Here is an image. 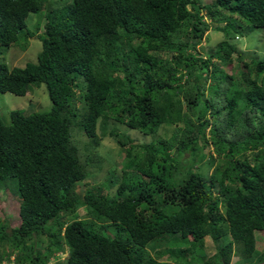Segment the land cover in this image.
Here are the masks:
<instances>
[{
	"label": "trees",
	"instance_id": "16d2710c",
	"mask_svg": "<svg viewBox=\"0 0 264 264\" xmlns=\"http://www.w3.org/2000/svg\"><path fill=\"white\" fill-rule=\"evenodd\" d=\"M45 3L0 0V49L32 35L28 13L42 22L34 62H0V93L22 96L43 84L50 101L47 110L0 118V264L14 251V264H46L62 246L56 264L264 258L254 237L264 233V60L237 55L239 67L225 72L235 52L229 32L264 29V0H70L41 19ZM210 28L223 39L202 55ZM162 125L170 134L155 135ZM120 126L151 138L139 142ZM78 131L89 145L107 136L123 153L119 175L110 163L81 195L84 167L100 171L109 160L92 148L96 156L80 163ZM206 147L215 153L204 160L210 173L194 166ZM6 187L18 198L13 227L3 215Z\"/></svg>",
	"mask_w": 264,
	"mask_h": 264
},
{
	"label": "rangeland",
	"instance_id": "374dc122",
	"mask_svg": "<svg viewBox=\"0 0 264 264\" xmlns=\"http://www.w3.org/2000/svg\"><path fill=\"white\" fill-rule=\"evenodd\" d=\"M70 0H46V3L43 4V9L40 10V14H38L41 19H45L44 15L48 14L50 17L55 16L58 14L59 9L61 6L65 5L68 3ZM200 4L208 2L210 0H198ZM47 4V7H46ZM52 4V5H51ZM36 15L34 13H28V16L25 18V23L26 27L30 30V33L32 35H27L26 34V40L24 39V35L20 33L19 37L17 40L12 43L9 47L7 48H1L0 49V62L5 63L7 67H13V66H18L21 67L24 65L26 62H34L36 60L37 53L39 52L40 49V40L39 36L37 37V33L41 32V25L42 22L39 23L38 26H36ZM207 22H209L207 20ZM216 25L222 26V23L219 22ZM246 25V22L238 21L235 24L236 26H244ZM213 26V24H211ZM264 32V29H261L259 27L250 29L245 32H239V31H233L231 30L229 32V43L235 46V52L230 55L231 59V64H228L225 66V72L231 73L235 71L239 67V62L236 59L237 55H240L244 60L249 59V58H255V59H263L264 60V40L262 37V34ZM237 36V39H233L234 36ZM223 39L221 36L220 31L214 30L213 28H210L206 31L205 37L202 39L200 45L197 46V50L200 54L205 55V52L208 51L210 48L213 49L216 47L218 42H220ZM211 61L217 62L215 58H212ZM217 66L218 62H217ZM79 102L76 103V105L79 106ZM50 107V101L48 99L45 87L43 84H40L38 87L36 86H31L30 89L22 96L19 95H14L8 92H3L0 93V118H2L4 121H8L9 117V110L11 109H22V111L25 113H29L32 111H43L47 110ZM172 126H161L158 131L156 132L155 135H164L167 136L170 134L169 129ZM122 126L119 127L121 131L127 132V134L135 138L139 142H147L150 140L151 136L150 135H145L142 134L136 130H127ZM74 129L71 130V134L73 135ZM97 135H99V132H96ZM153 135V136H155ZM74 138L77 139V141H74L76 145V150H77V156L79 158L80 163H85L87 158H92V156H96L95 153L92 152L90 154L92 148L97 150L98 152L103 153L104 157H106L108 160V163L101 162V168L100 171H98L95 167H92L91 165L87 164L84 168L87 171V177L85 180L86 184L84 185L83 183H79L78 185V193L81 195L83 191L85 190L86 187L90 186L91 184H94L95 182H98L99 179L104 177V173L102 172L103 170L107 168H112L115 169L116 174L119 175L120 173V166H121V159L123 158V153L120 151L118 145L115 144V142L110 139L109 137L105 136L103 138H97V144L91 143L90 145L87 143L89 141V138L84 136L80 131L74 133ZM85 145L88 146V149L85 148ZM111 150V151H110ZM108 151V154H107ZM204 153V158L201 159V161L198 163H195V167H199V170H201L203 173H210L211 170L208 168L206 169V164H204V160L208 154H215L212 152V150L208 147H206L203 150ZM140 155V154H139ZM182 159H185L188 157L186 153L182 154ZM217 159V157H216ZM111 163V164H110ZM111 166H110V165ZM111 168V169H112ZM101 172L99 175H95V173ZM103 175V176H102ZM101 177V178H100ZM106 179V178H104ZM97 180V181H95ZM82 184V185H81ZM7 188V190H6ZM4 188L5 193H2V195L5 197V203L2 205L3 209V215L6 217L8 227H13L18 224V217L16 214L17 210V202L16 199L17 196L14 193L12 189L9 187ZM115 190V187H112L111 190L109 191L110 194H113ZM13 205V206H11ZM85 209L83 207H80L77 209L76 213L78 217H81L84 215ZM1 219V215H0ZM262 231V230H260ZM254 237L256 239V245L255 247H262L263 253H264V234H260L259 230L254 231ZM42 241H44L43 236L41 237ZM56 240L60 241L61 239L58 237ZM29 244H27L28 246ZM18 247H20L18 245ZM21 248V247H20ZM34 249L39 250L40 252L44 253L43 250H45V244L44 242L37 241L34 243L33 246ZM203 253L207 256H210L214 251L215 248L213 246L212 240L206 236L203 240ZM61 254L59 255L60 257H56V261H52L50 258L53 256L55 252H52L47 261L46 264H56L58 261H63L62 258L66 255V247L62 246ZM258 251H260V248H257ZM20 252V251H19ZM15 253V251H14ZM14 253L10 254V257H14ZM18 253V252H17ZM60 253V252H59ZM58 254V253H57ZM160 260L166 261L170 260L169 257L164 256V254L160 255L158 257ZM8 259V260H9ZM251 264H264V258L260 256L258 252H255L253 256L250 258ZM250 260L242 259V258H237L236 254L232 253L230 254L228 264H247ZM5 258L3 259V263H5ZM28 262L24 263L27 264ZM197 264V263H193Z\"/></svg>",
	"mask_w": 264,
	"mask_h": 264
},
{
	"label": "clouds",
	"instance_id": "9594fccd",
	"mask_svg": "<svg viewBox=\"0 0 264 264\" xmlns=\"http://www.w3.org/2000/svg\"><path fill=\"white\" fill-rule=\"evenodd\" d=\"M262 29V28H261ZM233 39H237V36L235 35L234 36V38ZM230 40H228V42H229ZM163 126V125H162ZM160 128V127H159ZM259 233L262 235V234H264V233H262L261 231H259ZM61 254V252L60 253H54L53 254V256L50 258L52 261H54L55 259H56V257H60L59 255ZM66 257V255L64 256V258ZM64 258H62V259H64ZM1 264H14V262H13V257H10V259H9V261L8 262H5V263H3V261L1 262Z\"/></svg>",
	"mask_w": 264,
	"mask_h": 264
}]
</instances>
